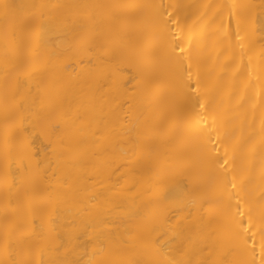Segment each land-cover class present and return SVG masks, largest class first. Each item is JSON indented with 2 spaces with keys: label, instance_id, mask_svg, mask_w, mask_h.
<instances>
[{
  "label": "bare ground",
  "instance_id": "bare-ground-1",
  "mask_svg": "<svg viewBox=\"0 0 264 264\" xmlns=\"http://www.w3.org/2000/svg\"><path fill=\"white\" fill-rule=\"evenodd\" d=\"M0 264H264V0H0Z\"/></svg>",
  "mask_w": 264,
  "mask_h": 264
}]
</instances>
